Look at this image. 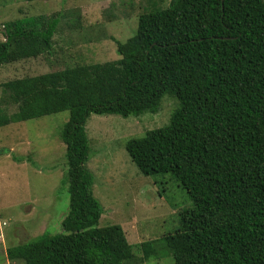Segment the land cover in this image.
Segmentation results:
<instances>
[{"label":"trees","instance_id":"16d2710c","mask_svg":"<svg viewBox=\"0 0 264 264\" xmlns=\"http://www.w3.org/2000/svg\"><path fill=\"white\" fill-rule=\"evenodd\" d=\"M47 8L3 21L0 65L59 53L62 12ZM114 41L117 60L61 55L50 72L2 83L1 101L17 110L0 109V127L70 111L60 133L70 198L62 231L10 246L8 260L144 264L170 252L174 264H264V0L154 3L134 35ZM165 95L178 100L169 123L125 147L143 175L171 174L194 207L173 233L141 242L140 257L120 224H99L86 124L92 114L157 113Z\"/></svg>","mask_w":264,"mask_h":264},{"label":"rangeland","instance_id":"374dc122","mask_svg":"<svg viewBox=\"0 0 264 264\" xmlns=\"http://www.w3.org/2000/svg\"><path fill=\"white\" fill-rule=\"evenodd\" d=\"M169 1L0 0V41L6 19L44 10L49 15L50 4L62 12L55 35L53 53L59 52L55 57L42 55L0 65V109L9 114L17 110L16 105L1 101L2 83L50 72L57 66V56H71L72 64L84 60L81 53L91 63L119 59L114 37L125 42L136 33L138 16L145 7L151 9L154 3L165 7ZM177 106L174 96L165 95L157 113L139 117L92 114L86 124L91 140L86 165L94 176L93 194L103 206L99 224H120L140 257L141 242L173 233L179 227L180 214L194 204L171 174L143 175L125 143L167 125ZM69 117L70 111H63L0 127V264H23L8 260L10 246L44 232L62 231L70 198L66 145L60 133ZM161 254L163 257H152L144 264H174L170 252Z\"/></svg>","mask_w":264,"mask_h":264}]
</instances>
